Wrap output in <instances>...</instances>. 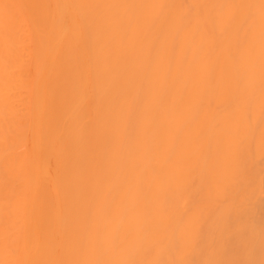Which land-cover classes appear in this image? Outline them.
Wrapping results in <instances>:
<instances>
[{
  "label": "bare ground",
  "instance_id": "6f19581e",
  "mask_svg": "<svg viewBox=\"0 0 264 264\" xmlns=\"http://www.w3.org/2000/svg\"><path fill=\"white\" fill-rule=\"evenodd\" d=\"M0 264H264V0H0Z\"/></svg>",
  "mask_w": 264,
  "mask_h": 264
}]
</instances>
